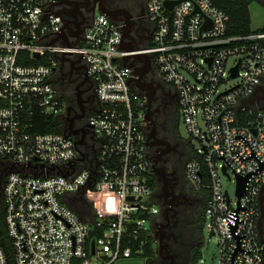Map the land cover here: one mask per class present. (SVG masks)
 <instances>
[{
  "label": "built area",
  "instance_id": "built-area-1",
  "mask_svg": "<svg viewBox=\"0 0 264 264\" xmlns=\"http://www.w3.org/2000/svg\"><path fill=\"white\" fill-rule=\"evenodd\" d=\"M147 13L153 33L145 52L177 92L189 140L200 145L185 174L195 191L208 192L204 230L219 242L220 264H264V100L245 103L264 81V31L229 35V15L211 0H148ZM63 26L49 0H0V190L16 264L141 257L150 237L158 248L160 209L146 100L132 89V71L123 65L133 55L118 48L121 28L104 14L80 45L72 37L71 45L63 44ZM63 57V70L82 57L96 84L99 107L89 122L96 157L78 143L82 133L68 135V102L54 76ZM229 80L236 84L222 89ZM39 114L60 118L63 131L37 132ZM249 175L239 198L238 176ZM223 176L236 184L235 200ZM93 189L116 195L105 219L87 205ZM74 204H85L88 218ZM94 231L101 234L92 238ZM0 264H9L1 239Z\"/></svg>",
  "mask_w": 264,
  "mask_h": 264
},
{
  "label": "flooded vegetation",
  "instance_id": "flooded-vegetation-1",
  "mask_svg": "<svg viewBox=\"0 0 264 264\" xmlns=\"http://www.w3.org/2000/svg\"><path fill=\"white\" fill-rule=\"evenodd\" d=\"M49 1L52 10L62 17L63 29L70 34L74 45L83 43L86 30L99 14L106 15L120 28L124 24L131 27L136 35V48L145 49L151 42L153 30L147 13L148 0ZM255 1L264 5V0ZM145 66V63L139 64L141 69H145ZM146 70H150L145 77L146 93L152 96L150 106L152 126L149 133H153L155 144L151 146L148 142V146L153 163L154 160H158L157 167L161 177V179L157 177V188L154 191V198L160 209L156 232L158 228H161L164 235L170 237L167 249L161 256L158 245L157 264H177L180 258L177 247L180 226L189 216L193 217L194 214L200 212L204 200L189 183L185 174L187 161L192 158V147L190 142L183 141L178 135L177 123L180 117L178 94L174 88L161 80L154 65L153 70L148 69V66ZM54 76L60 91L68 102L67 123L83 131V144L96 157L98 140L89 123L99 107L94 80L89 75L87 67L79 59L68 70L64 69L62 73L56 71ZM255 97L264 100V81L259 86ZM170 200L173 202V207L165 214L168 207L166 203ZM260 203L259 227L264 239V192L261 194Z\"/></svg>",
  "mask_w": 264,
  "mask_h": 264
},
{
  "label": "trees",
  "instance_id": "trees-1",
  "mask_svg": "<svg viewBox=\"0 0 264 264\" xmlns=\"http://www.w3.org/2000/svg\"><path fill=\"white\" fill-rule=\"evenodd\" d=\"M216 6L224 10L230 17L228 25V34L229 35H245L252 32L251 24V11L250 6L255 2V0H211ZM264 31V29H263ZM63 126V121L60 118L51 117L43 114H39L36 118V131L39 133H52L58 132L61 133ZM192 159L198 158L195 150L191 148ZM204 203L202 209L197 214H194L188 219L184 220V224L180 226L179 230V239L178 251L180 252L181 258V249L188 247L190 249V258L189 264H198L199 260L202 257L200 238L203 236L204 227L206 224L205 209L206 202L208 199V192H200ZM112 200L116 203V195L112 192H97L96 190H88L86 194L87 205L90 207V210L93 213L95 218H107L110 216V208L107 206V202ZM73 208L83 215V209L74 204ZM194 221L192 222V219ZM191 222L190 224L187 222ZM187 222V223H186ZM194 225V228H193ZM101 233L94 231L92 238H96ZM188 238V240L186 239ZM0 239L1 246L4 248L6 255L8 257L9 264H16L14 250L12 245V239L9 236V233L6 229L5 222V211H4V201L2 193L0 190ZM148 261L149 264H157L159 260V255L157 252V245L155 243L154 237L149 238V242L145 247L144 253L142 256ZM179 258V259H180ZM177 264H179L177 262Z\"/></svg>",
  "mask_w": 264,
  "mask_h": 264
},
{
  "label": "water",
  "instance_id": "water-1",
  "mask_svg": "<svg viewBox=\"0 0 264 264\" xmlns=\"http://www.w3.org/2000/svg\"><path fill=\"white\" fill-rule=\"evenodd\" d=\"M121 31H122V36H121V40L119 42L118 48L120 50H131V54L133 55V56H126L123 59V65L125 68H128L132 71V77L130 78V81H129L132 89L139 92L140 95L143 96L144 98H146V100H147L148 106H147V113L144 117V121H147L148 128L150 129L152 126L151 111H150L152 96H150L148 93H146L147 83L145 82V77L150 72V70H146V66H148V69L151 68V70H153V56L151 54L145 52L146 49L136 48V46H135V44L137 42L136 41V35H135V33L131 27L124 24V25H122ZM69 35L70 34L67 33L66 29H62L61 34H59V38L63 40V44L71 45V43L69 41V37H71V36H69ZM134 50L139 51V52H136ZM36 56L39 57L38 54ZM79 60L82 61V57H80ZM60 61H61V73H62L66 58L63 57L60 59ZM74 62L71 63L72 64L71 66H73ZM141 63L142 64L145 63V65H146L144 67L145 69H141L139 67V64H141ZM87 71H88V69H87ZM237 75H238L237 70H235L234 76H237ZM255 99H256V97L254 96L253 98L247 100L245 103H254ZM67 111H68V109H67ZM96 112H98V110ZM145 118H146V120H145ZM82 132H83L82 130L75 129L72 126V124L69 125V132H68L69 136H71V135L72 136H79ZM149 142H150L151 146L155 145L154 144V135L152 132L149 133ZM78 143L79 144L84 143V133H83V140H81ZM157 164H158V160H154V164H153L154 174L159 179H161ZM263 169H264V166L262 167V170ZM224 171H226V169H224ZM250 176L251 175H249L247 177L238 176L237 196L239 198H241L245 194ZM263 192H264V188L262 190V193ZM130 200H132V198H130ZM166 204L168 205V207L166 209L165 214H167L172 209L173 202L170 200V202H168ZM212 236H213V234H210V237H212ZM169 239H170V237H168V236L166 237L164 235V232L161 230V228L157 229L156 240L158 241L159 255L160 256L167 249V242L169 241ZM92 247H93L92 253L94 255L95 254V241H93Z\"/></svg>",
  "mask_w": 264,
  "mask_h": 264
},
{
  "label": "rangeland",
  "instance_id": "rangeland-1",
  "mask_svg": "<svg viewBox=\"0 0 264 264\" xmlns=\"http://www.w3.org/2000/svg\"><path fill=\"white\" fill-rule=\"evenodd\" d=\"M251 11V19L252 24L251 28L252 31H263L264 29V5L259 3L258 1H255L250 6ZM233 60H231V63ZM236 84V80H229L225 86L222 87V89H226L228 87L233 86ZM178 135L181 137L183 141H188L191 144V147L195 150L200 148L199 143L195 140L191 142L189 139V134L187 132V129L182 121V119L179 117L178 121ZM192 159V158H191ZM190 159V160H191ZM188 160V161H190ZM187 161V162H188ZM222 182L224 187L229 190L231 198L235 200L236 196V184L234 182H230L226 177H222ZM81 208L83 209V216L85 218H88L89 215V209H87L86 205H81ZM197 211V210H194ZM193 211V212H194ZM190 217V216H189ZM188 217V218H189ZM194 221V218L192 219V222ZM188 240V238H186ZM201 244V252H202V260H204V263L201 261L198 262V264H220L221 262V247L219 245L218 240L215 237H210V232L205 228L203 236L200 238ZM189 258H190V249L188 247H184L181 249V258L178 260L179 264H189ZM146 259L143 257H133L126 260L118 261L115 264H146Z\"/></svg>",
  "mask_w": 264,
  "mask_h": 264
},
{
  "label": "bare ground",
  "instance_id": "bare-ground-1",
  "mask_svg": "<svg viewBox=\"0 0 264 264\" xmlns=\"http://www.w3.org/2000/svg\"><path fill=\"white\" fill-rule=\"evenodd\" d=\"M146 49V48H145Z\"/></svg>",
  "mask_w": 264,
  "mask_h": 264
}]
</instances>
